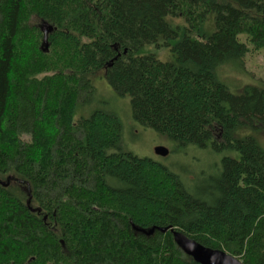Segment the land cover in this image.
<instances>
[{
	"label": "trees",
	"instance_id": "obj_1",
	"mask_svg": "<svg viewBox=\"0 0 264 264\" xmlns=\"http://www.w3.org/2000/svg\"><path fill=\"white\" fill-rule=\"evenodd\" d=\"M262 49L264 0H0V178L29 190L0 183V264H200L172 229L264 264V82L222 75ZM99 72L138 125L223 155L203 193L115 114L76 118Z\"/></svg>",
	"mask_w": 264,
	"mask_h": 264
},
{
	"label": "rangeland",
	"instance_id": "obj_2",
	"mask_svg": "<svg viewBox=\"0 0 264 264\" xmlns=\"http://www.w3.org/2000/svg\"><path fill=\"white\" fill-rule=\"evenodd\" d=\"M174 22L182 24L183 20L177 18L174 19ZM31 23L37 26L45 25L36 17L31 19ZM208 23L210 22H207V27ZM242 39L245 40V37ZM146 51L155 52L161 60L170 58V53L166 49H155V47L149 46ZM243 61L242 72H239L236 67H232V70L227 67L222 73L234 92L240 86L264 82V49L251 50ZM92 80L96 89L88 97L86 106L83 105L77 111L76 118L78 119L82 115L88 117L97 109L115 114L122 124L120 146L124 151L162 163L186 179L192 191L203 193L211 179L218 174V168L215 165H220L223 155L210 149L195 146L180 147L177 143L159 135L154 130L138 125L132 117L129 97H122L115 93L105 79L103 72L97 73ZM259 138L264 142V132L260 134ZM160 145L169 149L167 156L155 153V148ZM0 180L4 185L15 188L19 196L21 193L26 198L27 187L25 183L17 178L7 176L1 177Z\"/></svg>",
	"mask_w": 264,
	"mask_h": 264
},
{
	"label": "water",
	"instance_id": "obj_3",
	"mask_svg": "<svg viewBox=\"0 0 264 264\" xmlns=\"http://www.w3.org/2000/svg\"><path fill=\"white\" fill-rule=\"evenodd\" d=\"M52 30L53 27L51 25L46 24L43 26V41L46 46L48 34ZM155 153L161 156H167L169 154V149L160 145L155 148ZM27 191L29 193L28 188ZM172 232L178 247L200 264H245L232 254L222 249L205 246L181 231L172 229Z\"/></svg>",
	"mask_w": 264,
	"mask_h": 264
}]
</instances>
